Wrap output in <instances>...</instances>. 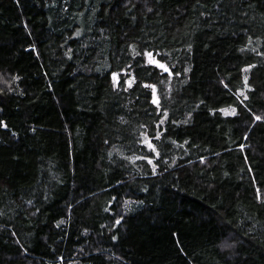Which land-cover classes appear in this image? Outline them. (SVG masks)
Wrapping results in <instances>:
<instances>
[{
  "label": "trees",
  "instance_id": "obj_1",
  "mask_svg": "<svg viewBox=\"0 0 264 264\" xmlns=\"http://www.w3.org/2000/svg\"><path fill=\"white\" fill-rule=\"evenodd\" d=\"M0 121V264H264V0H0Z\"/></svg>",
  "mask_w": 264,
  "mask_h": 264
},
{
  "label": "snow or ice",
  "instance_id": "obj_2",
  "mask_svg": "<svg viewBox=\"0 0 264 264\" xmlns=\"http://www.w3.org/2000/svg\"><path fill=\"white\" fill-rule=\"evenodd\" d=\"M145 55L146 56H148V57H152V53H150V52H146L145 53ZM149 63L150 64H153L155 67H157V68H160L163 72H168V74L171 76L172 75V73L170 72V70H169V68L168 67H166L162 62H160V61H157V60H155V59H150L149 60ZM251 67H254V65H250L249 66V68H251ZM245 71H248L249 69L248 68H246V69H244ZM114 79H115V77H114ZM245 81H247V77H245ZM145 87H150V88H152V91H153V103H158V101H157V99H156V97H155V91H156V89H155V87L153 86V85H144ZM247 86V85H246ZM245 99H248V97L247 96H245ZM233 114H235V109H233ZM255 119L256 120H261L262 119V117H260V116H256L255 117ZM0 125H2V126H4V127H7L6 125H4L3 124V122L2 121H0ZM13 135H15V133H13ZM156 138H159V134H157V137ZM145 143L147 144V147L150 149V150H152V151H156L155 150V148H154V146H153V144L151 143V141H148V140H146L145 141ZM157 155H159V153H157ZM148 163L149 164H151L152 163V160H148ZM116 223L117 224H119L120 223V221L119 220H117L116 221ZM113 239H115V237H113ZM226 247H231V245H225Z\"/></svg>",
  "mask_w": 264,
  "mask_h": 264
},
{
  "label": "rangeland",
  "instance_id": "obj_3",
  "mask_svg": "<svg viewBox=\"0 0 264 264\" xmlns=\"http://www.w3.org/2000/svg\"><path fill=\"white\" fill-rule=\"evenodd\" d=\"M231 111H233V110L229 109L227 112L230 113Z\"/></svg>",
  "mask_w": 264,
  "mask_h": 264
}]
</instances>
